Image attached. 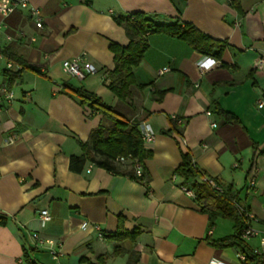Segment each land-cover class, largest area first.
<instances>
[{"label": "crops", "instance_id": "crops-1", "mask_svg": "<svg viewBox=\"0 0 264 264\" xmlns=\"http://www.w3.org/2000/svg\"><path fill=\"white\" fill-rule=\"evenodd\" d=\"M239 3L240 11L232 0H29V8L40 11L42 28L29 10L8 17L10 28L28 38L0 45H12L41 74L24 72L19 90L11 88L15 100L0 110V264H28V252L35 264H102L98 256L117 249L104 264H239L238 250L210 244L234 232L224 235L182 189L178 171L186 154L204 180L237 192L250 225L264 237V0ZM136 13L159 16L164 24H193L227 47L214 58L217 66L201 72L206 56L177 38L149 35L135 70L137 83L149 87L135 92L130 104L120 102L104 80L114 69L111 45L129 44L116 18ZM78 56L98 73L84 80L66 74L63 62ZM163 68L170 71L159 75ZM72 88L94 93L154 132L155 139L144 142L152 156L142 161V177L92 163L82 173L70 171L71 157L83 154L75 139L87 142L105 123L70 96ZM174 116L182 120L181 136L164 133ZM43 210L51 215L45 226ZM119 230L134 236L122 242L107 237ZM35 234L47 243L39 244Z\"/></svg>", "mask_w": 264, "mask_h": 264}, {"label": "trees", "instance_id": "trees-1", "mask_svg": "<svg viewBox=\"0 0 264 264\" xmlns=\"http://www.w3.org/2000/svg\"><path fill=\"white\" fill-rule=\"evenodd\" d=\"M232 5L240 11L239 0H232ZM18 14V12H16ZM20 13V12H19ZM15 14L13 15V17ZM21 17V16H20ZM159 16H150L144 13H136L129 18L118 17L117 23L125 30L129 44L120 46L112 44L110 49L114 55V69L106 72L104 84L118 98L120 102L130 104L135 92L143 91L149 85L138 84L135 78V70L143 61L145 53L149 48L148 38L151 34H164L182 40L193 47V50L206 57L220 59L227 47L226 42L213 40L202 33L193 24L175 22L164 24ZM11 25H15L10 21ZM0 54L13 63L21 66V70L10 71L4 69V76L7 78V86L13 88L22 80L24 72L32 71L41 74L40 66L28 63L22 56L15 53L12 45L0 48ZM73 98L85 108L102 116L105 123L95 129L87 142L75 139L83 154L73 156L70 159V171L82 173L88 163L97 165L117 175H125L135 179L136 162L139 165L142 161L152 156L151 149L145 148L139 126L141 123L129 121L120 115L115 108L107 105L102 98L84 88H72ZM165 92H160L158 101H161ZM220 115L227 121L238 122V118L231 112L220 110ZM173 126L165 134L176 133L182 135L177 122L172 120ZM119 157H130L125 162L117 161ZM256 158V155L255 157ZM183 164L178 173L183 178V185L193 191L195 199L201 211L207 214L212 224L218 220H229L234 224V233L219 241L210 244L218 249L235 248L239 253L247 257L249 263L262 264L253 253L252 248L243 239V232L248 225L246 213L248 208L243 207L238 200L237 192L233 188H222V192L214 190L204 180L203 173L194 164L189 154L183 156ZM256 169V162L252 170ZM218 184V183H217ZM132 233H125L119 230L116 234L107 237L119 242L132 239ZM121 249V248H119ZM98 256V260L104 264L109 258L117 253ZM137 260V259H136ZM28 264H35L29 252L26 253Z\"/></svg>", "mask_w": 264, "mask_h": 264}, {"label": "built area", "instance_id": "built-area-1", "mask_svg": "<svg viewBox=\"0 0 264 264\" xmlns=\"http://www.w3.org/2000/svg\"><path fill=\"white\" fill-rule=\"evenodd\" d=\"M29 0H0V42L4 41L5 44H11L15 42L16 40H26L28 36L25 32L19 31L15 32V30L11 29L9 24L7 23L8 17L10 18L18 11H24L29 10L30 17L35 20L37 28H42V21L40 11L36 8H29ZM31 41H35V38H30ZM0 48H4L0 45ZM0 61L5 62V68L7 70H21V66L13 63L12 61H9L6 59L2 54H0ZM218 65V61L211 57L204 58L199 64L198 67L201 72H206L211 69H213L215 66ZM260 65H264V60L260 61ZM63 71L70 75L71 77L77 78L79 80H84L88 76H93L98 73L97 68L86 61L83 56H78L77 58L73 60H66L62 64ZM169 68H163L159 75H163L167 72H169ZM15 93L14 91L9 88L8 86L4 85L0 87V110L4 108L6 105L11 104L15 100ZM263 101L260 102L259 107H263ZM212 113L209 111L207 112V116H211ZM173 120L177 122V124L181 125L182 120L178 119V117L174 116ZM212 127H216V124L213 123ZM140 134L142 135L143 142L149 143L152 142L155 139L154 132L145 124L141 123L139 126ZM13 142V140H10V143ZM130 157H119L117 158V161L125 162L129 160ZM136 176L142 177V169L141 165L136 162ZM214 190L218 192H222L221 186H219L214 179H205ZM255 182L251 181V186H254ZM183 191L188 194L191 197H195L193 191H191L188 187L182 186ZM248 219V225L245 228L243 232V239L248 240L253 237H259V233L252 228L250 225L252 222L251 216L247 214ZM51 220V215L47 210H43L40 215V221L42 226H45L47 222ZM88 223H84L82 225V228H87ZM34 238L38 240L39 244L44 245L47 243L44 239L40 238L38 234L34 235ZM102 238V236H101ZM253 253L258 257V259L261 261L262 264H264V237H260L259 244L257 247L252 249ZM51 254L53 258H57L58 253L55 250H51ZM237 259L239 264H255V263H249L247 261V257L243 253L237 254ZM210 264H219L217 261H213Z\"/></svg>", "mask_w": 264, "mask_h": 264}, {"label": "rangeland", "instance_id": "rangeland-1", "mask_svg": "<svg viewBox=\"0 0 264 264\" xmlns=\"http://www.w3.org/2000/svg\"><path fill=\"white\" fill-rule=\"evenodd\" d=\"M5 68V62L4 61H0V79L3 80V69ZM14 90L15 92L19 90V86L18 85H14ZM129 116H126L125 119H128ZM240 204H242L240 202ZM217 225L220 228V231L222 233H224V235H231L234 232V225L233 222L229 221V220H218L217 221ZM258 237H253L248 239V243L250 244V246H257L258 245Z\"/></svg>", "mask_w": 264, "mask_h": 264}]
</instances>
